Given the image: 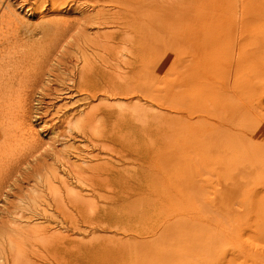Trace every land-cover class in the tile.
I'll return each instance as SVG.
<instances>
[{
  "label": "bare ground",
  "instance_id": "6f19581e",
  "mask_svg": "<svg viewBox=\"0 0 264 264\" xmlns=\"http://www.w3.org/2000/svg\"><path fill=\"white\" fill-rule=\"evenodd\" d=\"M6 2L0 0V193L5 187L1 178L17 173L15 161L23 148L33 156L44 149L32 121L33 93L62 47L61 37L75 30L83 51L78 60L84 64L78 73L70 71L72 86L65 92L76 89L87 101L100 102L63 124L96 150L102 144L126 149L119 157L105 156L106 164L86 168L60 160L67 169L61 174L52 167L39 189L60 194V204L66 192V201L90 231L114 227L134 238L133 246L127 238L73 248L69 264H81V259L85 264H199L193 255L209 254L222 240L213 226L226 236L236 229L228 230L239 218L244 193L264 207V0H22L19 9L36 16L34 24ZM67 5L76 6L79 17L70 19L72 8L61 9ZM82 42L95 54L89 55ZM120 48L126 52L116 51ZM103 51L112 58L105 59L107 53L98 57L96 52ZM90 157L101 158L99 152ZM121 164L138 168L128 175ZM260 174L261 181L249 178ZM73 184L88 187L91 194L73 191ZM105 188L103 197L99 191ZM144 188L146 193L136 192ZM99 197L112 204L126 199L131 203L124 211L133 216H108ZM33 228L24 231L37 234ZM75 230L87 232L77 224ZM54 237L72 239L62 232ZM11 239L12 264H21L24 248L18 238ZM227 261L228 255L219 264Z\"/></svg>",
  "mask_w": 264,
  "mask_h": 264
},
{
  "label": "rangeland",
  "instance_id": "374dc122",
  "mask_svg": "<svg viewBox=\"0 0 264 264\" xmlns=\"http://www.w3.org/2000/svg\"><path fill=\"white\" fill-rule=\"evenodd\" d=\"M7 1L9 2H6L5 5H7V3H11V4L13 3V6L18 9L19 14L25 18V21L31 24H34L37 21L36 16H29L28 13L25 12V10L22 11L19 9L18 3H20L22 0H17V1L7 0ZM85 6L84 8H87ZM75 7L76 6H73V5L72 7L70 5L69 6L67 5V7L61 8V9H63L64 12L65 11L68 12L67 9L72 8L71 9L72 12L70 11L69 12L70 15L68 16L70 17V19H74L76 17H79V14L73 11L74 10L73 8ZM63 11H61V13H63ZM103 30L107 31L106 28ZM77 31L78 30H75L73 33L68 35L69 37L68 36H65V38L61 37L62 41L59 39L60 40L59 42L61 43L62 47H60L59 45L58 47L60 48L56 52L55 56L51 57L52 59H54V61L51 62L52 68L49 67L48 72H46L45 80L42 83V86L38 90H36V92L33 93L34 95L33 104L34 105H33V112H32L33 113L32 121L36 125L37 129L40 130L39 132L41 134V138L44 139L43 140L44 141L43 143L45 145L43 147L44 149L34 153L37 155L33 156L32 150H30L28 147H25V149L23 148V150L20 152L23 155L17 156L19 157L20 160L18 159L19 161L18 160L15 161L16 162L15 164L20 165L18 166L17 173L14 176L11 175V176L1 178L3 180L1 181L3 184H5V187L2 189L0 193V233L1 232L3 233V234H0V244L3 243L1 247L4 250L3 252V250L0 249V253L2 252L0 254V258L1 256L3 258V260L0 259V261H2L0 262V264H12V260L14 259V256L10 254L14 250V245L13 247L11 246L12 242L14 244V240L11 239V236H13V238L15 239L18 238V240L21 242L22 247L24 248V254L22 255L24 258L21 256L20 263L22 259L25 260L29 256L28 257L29 259H27L26 262H24L23 260L24 264L25 263L32 264L33 263L32 261H34V264H38L39 261H40V264H59V262L60 264H62V263H66V261L64 262L65 259H67V264H69L68 258L70 257L71 249L73 248L76 249L77 247H84L85 245H93L95 247L96 245L103 246V244L109 241H112L113 244H118L119 241H126L127 238H130L127 240L129 246H133L134 244V238L124 237L123 230L119 228L117 229L113 227L110 230L109 229L103 230L101 228H98L95 232L90 231L91 229L85 226L84 225L85 222L81 220V216H80L81 214H79L76 211L73 205L70 206V203L66 201L68 197L66 192H63L64 194L61 193L63 194L64 201L62 204H60L59 203L60 194L57 195V194L49 192L48 190L47 191L39 190L41 185L44 184L43 182L47 174L49 173L48 171H52L54 167H57L59 168L60 173L63 174V171L67 169V166H63V163H61V161L69 160L72 164H75V165L83 164L82 166L80 165V167L86 168V166L94 165L95 162L96 164L97 163L106 164L107 163L106 160H108L107 159L108 157H110L111 155L114 156V158L119 157L126 150L114 144H112L111 146H114L115 150H111V147H108V146L106 148L105 144H102V146L99 147V150H96L93 144L89 140H86L85 137L83 138V136L79 134L77 130L74 131L75 129H73L72 127L68 128L67 123L66 124L64 123L65 125L63 124V122L67 118L68 119L70 118L68 116L72 117V114H76L77 117H75L76 118L75 120H77V118L79 117L78 115H84L85 113L83 112L84 110L87 111L86 109H88V107L90 108L92 106H95V103L98 104V102H100V100L87 101L84 98V96H80L79 93L76 92V89H72L73 91H71L70 94L69 92L67 93L65 92L67 87L72 86V82L70 83L69 80H67V77L70 76L72 72L74 71L75 73H78L80 67L84 64L83 61L78 60L81 57V55H83V51L79 47L78 41L75 40L76 34L74 33H77ZM89 33L91 34L90 31ZM82 45L83 47L85 46L84 49H86L89 55L95 54V51L94 53H92V49L89 48V46L86 43L82 42ZM78 47L81 49V51H79L80 49ZM116 51L126 52L125 50H123V48L117 49ZM99 52H96L98 57H99V54L107 53L103 55L104 58L105 59L112 58L109 51H106V52L103 51L104 53L103 52L99 53ZM55 60H57L60 63H58ZM61 60L63 61V64ZM76 60H78L79 62ZM75 61L76 63L77 62L78 63L76 64ZM50 68L54 71V73L53 71H51ZM53 74L57 76L53 77L54 76ZM63 74L65 77L63 76ZM65 80H67L68 82ZM73 122H76V121H73ZM69 129L71 130L69 131ZM54 130H56L55 131L56 134H54L55 133ZM57 130H58V133H57ZM68 131L71 134H68ZM54 138L56 141L55 143H54ZM105 143L107 142L105 141ZM28 149L29 151H27ZM41 151H43V153L46 154L44 158H46L47 163L45 159L41 156L42 154ZM97 152L100 153L101 158L100 160L93 161V158L90 156ZM29 154L30 155L32 154L31 155L32 157H30ZM105 156H108V157H105ZM35 157L36 159H34ZM15 164H13V166H16ZM39 164L40 165L43 164V165L40 166ZM46 166H47V170L45 169ZM119 167L121 169L129 170V173H128L129 175L132 173V171L135 170V168L136 169L138 168V165L135 167L134 164L133 165L121 164L119 165ZM38 168H41V169L38 170ZM41 170L43 173L41 172ZM70 171L71 170L68 171L69 174H71ZM31 174L32 175L35 174V175L32 176ZM66 175L67 174H65V176ZM261 176L262 174L251 175V177L249 178H253L254 180L261 181V178H262ZM36 177L38 181L39 180L42 181L40 182L41 184L38 183ZM69 177L67 178L69 179ZM70 179L73 182L75 181L72 179V177ZM72 187H73V191H76V192L81 191L84 194H87V193L91 194V191L86 186L81 187V186H77L76 184H73ZM107 190H108L107 188L101 189L99 193H101V195L104 197L105 194H108V192H106ZM136 192L146 193V189L145 188L139 189ZM89 194L88 196L92 198V196ZM146 195L151 196L150 194L149 195L146 194ZM44 196H45V199H44ZM95 196L98 197L97 195H94L93 198L95 199H96ZM99 198L101 201L100 200L98 201L100 204L105 206L108 216L111 217L112 215L119 214V213H122L120 216H123V217L133 216L124 211V207H126L127 205L131 203V202L126 201V199L120 200L119 202L112 204L111 202L103 203L102 198L101 197ZM257 202L254 201L252 203L251 194H246V193L243 194L238 204V207L240 208V210L237 216L239 218H237L236 221L231 222V225L229 226L228 230H232L234 227L236 229L229 236L222 234L220 229L216 225L213 226L212 229L215 231V233L218 235L219 238H222V240L214 244L213 249L209 254H205L202 250L201 255H198V254L193 255L195 257L200 258L199 264H219V260L220 259L224 260V257L226 255L229 256V261H227L228 262L227 264H264V207H261L262 203L260 204L259 201ZM38 203L40 204L38 205ZM64 204L66 205V207L64 206ZM57 209L59 210L57 211ZM65 209H66V213H65ZM67 211L69 213H67ZM44 213H46L47 215ZM24 224L26 225L30 224L29 226L31 229L33 228V226H35V224L38 225L40 229L33 228V230L38 231L39 234L38 233H37L38 235L33 234V233L29 234L33 237V239H31V237L29 239L28 237H26L27 235L26 233L28 231L26 233L24 231L29 226L27 227L25 225L26 226L25 227ZM76 224L81 225L84 229H86L87 232H79L75 230ZM21 226H24L25 228L23 227L22 229ZM107 226L108 225H105V227ZM13 227L15 228V230ZM16 227L21 228V232L23 236L18 235L16 233L17 231ZM59 232H62L64 235L71 234L72 239L69 240L67 238L69 241L65 239L64 241L61 242L57 240V237L53 238L54 234L59 233ZM50 234H53V235H50ZM9 235L11 236L8 237ZM33 235H35V237L36 236L38 237L35 238ZM21 236L25 239L21 240L20 239ZM30 240L31 242H29ZM3 247H5V249ZM5 251L7 252L5 253ZM6 255H9V256H6ZM56 255H57V258H56ZM5 258L8 260H5ZM45 258H47V260ZM54 258L60 261L57 262L56 260H54ZM61 259H63L62 260L63 262L61 261ZM28 260L30 261L32 260L31 263ZM135 260L136 261L139 260L138 256L135 257ZM79 261L81 262V264H85V260L81 259Z\"/></svg>",
  "mask_w": 264,
  "mask_h": 264
}]
</instances>
